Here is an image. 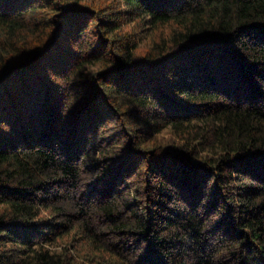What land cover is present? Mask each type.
I'll list each match as a JSON object with an SVG mask.
<instances>
[{"label":"trees","instance_id":"obj_1","mask_svg":"<svg viewBox=\"0 0 264 264\" xmlns=\"http://www.w3.org/2000/svg\"><path fill=\"white\" fill-rule=\"evenodd\" d=\"M0 264H264V0H0Z\"/></svg>","mask_w":264,"mask_h":264}]
</instances>
